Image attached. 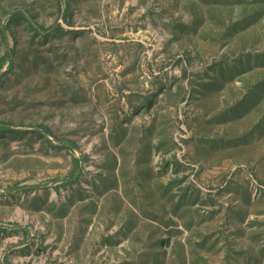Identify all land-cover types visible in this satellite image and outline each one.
Returning <instances> with one entry per match:
<instances>
[{
	"label": "rangeland",
	"instance_id": "1",
	"mask_svg": "<svg viewBox=\"0 0 264 264\" xmlns=\"http://www.w3.org/2000/svg\"><path fill=\"white\" fill-rule=\"evenodd\" d=\"M6 56L0 264H264V0H0Z\"/></svg>",
	"mask_w": 264,
	"mask_h": 264
},
{
	"label": "trees",
	"instance_id": "2",
	"mask_svg": "<svg viewBox=\"0 0 264 264\" xmlns=\"http://www.w3.org/2000/svg\"><path fill=\"white\" fill-rule=\"evenodd\" d=\"M18 17H23L21 15V13L19 12H16V13H13L12 15V21L14 20V18H18ZM64 23H66V25H69V21L65 18L64 19ZM49 32L52 33L53 36H55L56 38H61L63 36H65L66 34V30H64L61 25H59L58 23H56L51 29L48 30ZM7 56L3 59L0 60V71L1 69L3 68V66L6 64L7 62ZM10 128L7 127L6 125H3L1 124L0 125V133L2 132H8ZM36 131L41 134V135H45V133H48L46 130H38L36 129ZM65 147H68V148H75V146L72 144V143H69V142H65L64 143ZM74 178V176L70 175L69 179L68 180H72Z\"/></svg>",
	"mask_w": 264,
	"mask_h": 264
}]
</instances>
